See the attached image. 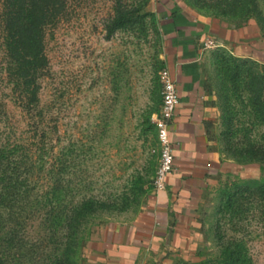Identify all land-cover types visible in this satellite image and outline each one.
<instances>
[{
    "label": "rangeland",
    "instance_id": "374dc122",
    "mask_svg": "<svg viewBox=\"0 0 264 264\" xmlns=\"http://www.w3.org/2000/svg\"><path fill=\"white\" fill-rule=\"evenodd\" d=\"M225 2L41 0L52 14L44 25L48 64L39 72V109L30 112L12 73L0 0V141L32 147L17 151L15 167L39 165V180L13 205L19 243L4 242L0 229V256L13 264H86L98 233L145 208L160 160L154 116L166 44L159 10L176 5L242 29L248 49L200 46L204 87L218 114L209 135L239 170L203 187L194 212L201 249L179 264L237 257V264H264V118L255 94L256 81L264 87V0L246 17ZM230 54L258 61L237 71Z\"/></svg>",
    "mask_w": 264,
    "mask_h": 264
},
{
    "label": "crops",
    "instance_id": "0c3cea01",
    "mask_svg": "<svg viewBox=\"0 0 264 264\" xmlns=\"http://www.w3.org/2000/svg\"><path fill=\"white\" fill-rule=\"evenodd\" d=\"M159 14L166 67L179 92L169 129L174 166L165 188L154 191L135 219L107 227L90 241L86 264H179L194 259L201 249L194 212L203 187L214 176L239 170L209 135L218 114L204 87L200 46L213 38L215 46L248 55L244 31L187 7L163 6Z\"/></svg>",
    "mask_w": 264,
    "mask_h": 264
},
{
    "label": "trees",
    "instance_id": "16d2710c",
    "mask_svg": "<svg viewBox=\"0 0 264 264\" xmlns=\"http://www.w3.org/2000/svg\"><path fill=\"white\" fill-rule=\"evenodd\" d=\"M225 1L226 4L231 3L235 10L233 13L246 17L258 5L259 0ZM40 2L41 0H6L5 19L8 29V50L15 63L12 73L17 83L21 85V103L30 112L33 109L35 111L39 109V89L41 87L39 72L48 64L44 43V25L52 14L48 8L40 6ZM221 7L220 4H217L214 9L218 12L224 11ZM228 57L238 61L236 63L237 71L241 70L248 62L257 63L258 61L248 56L230 54ZM257 83L256 81L255 94L264 118V87H258ZM34 122L37 123L35 126L38 127L39 119H35ZM21 148L32 151L31 146L17 144L9 138H6L5 142L0 141V229L3 231V241L11 243L13 246L19 243L20 238H17L15 232L21 227L18 218L15 224H11L17 214L13 209L14 202L20 197H24L27 188L30 190L31 182L36 184V180H39L38 173L35 172H39L37 161H32L28 166L24 164L23 168L14 166L13 157ZM258 163L262 166L261 162ZM237 260L238 257L231 258L228 264H237ZM0 264H13L11 256L2 254Z\"/></svg>",
    "mask_w": 264,
    "mask_h": 264
},
{
    "label": "built area",
    "instance_id": "2783aa9c",
    "mask_svg": "<svg viewBox=\"0 0 264 264\" xmlns=\"http://www.w3.org/2000/svg\"><path fill=\"white\" fill-rule=\"evenodd\" d=\"M205 43L207 46H215L217 44L213 38H209ZM178 102L179 92L176 80L172 77L168 67H165L161 71L160 108L154 116L160 142V160L155 176V190L165 188L167 176L174 166L175 155L169 136V129Z\"/></svg>",
    "mask_w": 264,
    "mask_h": 264
}]
</instances>
